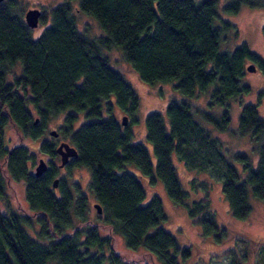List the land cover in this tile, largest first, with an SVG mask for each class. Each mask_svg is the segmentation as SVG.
Instances as JSON below:
<instances>
[{
    "label": "trees",
    "instance_id": "1",
    "mask_svg": "<svg viewBox=\"0 0 264 264\" xmlns=\"http://www.w3.org/2000/svg\"><path fill=\"white\" fill-rule=\"evenodd\" d=\"M76 1L77 9L93 17L104 35L90 39L80 30ZM219 2L65 0L42 13L41 19L50 15L51 23L37 38L16 0L0 3V264H148L151 257L153 264H199L203 248L194 241L181 244L163 226L167 215L162 198L153 194L144 203L149 181L156 177L174 203L186 205L205 241L214 245L230 238L250 241L245 233L219 222L208 198L188 201L173 162L175 155L188 168L221 177L231 212L239 219L252 212L249 186L264 201V116L258 105L245 103L233 128L229 109L232 99L250 91L241 80L247 61L264 62L246 43L222 48L239 36V26L220 17ZM244 5L264 9V0H229L223 9L237 14ZM112 48L123 52L145 82L176 80L184 96L172 99L164 112L147 114L155 162L145 144L132 142L133 131L113 113L117 103L135 121L140 98L105 53ZM16 64L21 73L9 81ZM209 89L208 104L222 106L221 115L196 101ZM62 111L69 112L59 132L78 151L67 167L90 169L91 190L103 210L97 212V220L88 215L86 194L75 196L65 180L59 193L53 188L56 163L37 176L33 168L37 151L23 143L7 144L6 128L13 122L25 137L41 140V151L56 157L52 141L40 137L47 122ZM78 112L87 121L74 129ZM194 112L214 125L216 134L249 136L257 164L246 153L226 150L220 134L204 126ZM10 180L25 185L36 215L10 208ZM116 234L123 235L128 251L118 250ZM260 246L259 261H264V241Z\"/></svg>",
    "mask_w": 264,
    "mask_h": 264
},
{
    "label": "rangeland",
    "instance_id": "2",
    "mask_svg": "<svg viewBox=\"0 0 264 264\" xmlns=\"http://www.w3.org/2000/svg\"><path fill=\"white\" fill-rule=\"evenodd\" d=\"M18 2V10L23 15L30 8H39L42 13L50 12V10L65 0H16ZM199 1V0H198ZM218 12L220 17L225 20H231L239 26V36L231 39L227 44H222V48L234 49L237 46L246 43L248 47L254 51L264 62V9L258 7H250L244 5L241 11L237 14H228L224 11L223 6L229 0H219ZM78 2H74V12L77 16V23L82 32L90 39L97 38L104 35L98 22L90 15L81 12L77 7ZM51 23L50 15L46 20L40 19L37 27L32 28V35L34 38L40 36L44 28ZM217 24L220 21L217 20ZM105 53L110 57L112 65L117 68L123 75L126 81L132 85L138 93L140 101L139 107L135 114V121L133 116L129 113L127 128L133 131L132 142H141L145 144L150 152L152 160L155 162V152L152 142L147 137L146 117L150 111L159 110L165 111L166 105L172 99H183L184 96L176 87V80L172 82H158L151 84L145 82L140 75L134 70L131 63L125 59L123 52L118 48L105 50ZM251 63L247 61L246 65ZM256 63V70L249 71L246 66V73L241 77L243 83L250 86V91L245 93L241 98L232 99L230 101L229 109L231 113V126L236 128L239 123V115L241 113L242 105L245 103H254L258 105V110L261 116H264V65L259 62ZM21 73L20 64L10 71L8 80L11 81L14 75ZM210 90L201 94L196 101L203 106L204 109L214 112L216 115H221L224 111L222 106H209ZM69 111H62L53 116L46 126L44 136L51 137L50 130L63 132V126L66 125V117ZM113 113L119 122L122 121L123 115L127 114L119 107L117 103L114 104ZM195 113V112H194ZM78 120L73 124V128L77 129L81 123L87 121L83 112H78ZM104 115H107V109L104 108ZM196 118L213 133L218 131L214 125L204 121L199 114L195 113ZM46 133V134H45ZM216 134V133H214ZM220 134V135H218ZM223 142L224 148L232 152H243L250 156V158L257 164L259 159L258 153L254 149V144L249 136H232L229 133H218ZM62 138V137H61ZM6 140L9 146H14L18 143H29L31 147L36 148L39 145V140H30L25 137L21 130L10 122L6 128ZM64 140V139H63ZM70 143L69 140H65ZM9 142V143H8ZM47 159V158H45ZM173 162L177 170L178 176L184 189L188 191V201L208 198L212 207L215 209L218 220L222 225L232 227L234 232L238 231L245 233L248 241L235 240L230 238L224 244H211L201 238L196 228V224L192 221L188 214L186 205L174 203L167 194L165 185L161 179L155 178L154 182H150L147 187V196L144 203L148 201L153 194L159 195L163 200L164 210L167 215V220L164 221L163 226L172 232L180 241L181 244L186 245L189 241H194L201 246L202 251L199 256V264H264V261H259L263 250L260 243L264 241V201L253 193V189L249 186V201L252 206V212L247 219H239L233 215L229 207V203L223 193L222 178L211 173L210 171H202L188 168L187 165L179 160L175 155ZM38 164V163H37ZM241 168V164L238 163ZM132 167L136 168L135 165ZM35 168V167H34ZM60 173V172H58ZM63 173L69 174V180L73 181L75 187L79 186L74 195L84 193L89 200V216L93 220H97V209L94 206L97 203L93 191L91 190V171L88 167L73 166L67 167L61 171L60 177ZM76 183V184H75ZM205 183V184H203ZM8 187V195L11 199L9 203L10 208L18 212H23L29 215H36L30 208L26 196L25 185L20 181L10 180ZM81 195V194H80ZM7 211V210H6ZM76 222H79L78 219ZM39 227V225H36ZM101 234H106L105 228L101 229ZM32 232V231H31ZM33 233V232H32ZM34 234V233H33ZM115 244L119 251H128L125 239L122 234L115 235ZM251 242V243H250ZM257 242V243H254ZM252 245H256L253 249ZM262 260V259H261ZM148 264H153L155 260L153 257L149 258ZM156 264V263H155Z\"/></svg>",
    "mask_w": 264,
    "mask_h": 264
},
{
    "label": "water",
    "instance_id": "3",
    "mask_svg": "<svg viewBox=\"0 0 264 264\" xmlns=\"http://www.w3.org/2000/svg\"><path fill=\"white\" fill-rule=\"evenodd\" d=\"M5 0H0V3ZM42 11L39 8H30L25 12L24 19L26 23L29 25L31 28H35L39 25L40 19H41ZM247 69L249 71H255L256 70V64L255 63H249L247 65ZM36 123L38 122V118H36ZM129 121V115L125 114L122 117L121 123L123 125H127ZM51 134H58L56 130H51ZM57 153L61 155V162H60V167L65 166L71 157H75L78 155L77 148L72 145L71 143L67 141H62L59 143V145L56 148ZM48 168V164L46 159H40L38 164L36 165L34 169V173L37 176H40L43 174ZM58 183V179L54 180V186H56ZM94 206L97 209V212L100 214L102 213V205L100 203H95Z\"/></svg>",
    "mask_w": 264,
    "mask_h": 264
},
{
    "label": "flooded vegetation",
    "instance_id": "4",
    "mask_svg": "<svg viewBox=\"0 0 264 264\" xmlns=\"http://www.w3.org/2000/svg\"><path fill=\"white\" fill-rule=\"evenodd\" d=\"M51 131V130H50ZM50 131H49V134L50 135H52L51 137H46V135L44 136V134L40 137V138H42V140L43 139H46V140H48V141H52V143L55 145V147L57 148V146L59 145V143L60 142H62V141H65L66 139H64V137L61 135V133L60 132H58L57 131V133L58 134H51L50 133ZM45 132H46V130H45ZM46 134V133H45ZM62 137V138H61ZM30 140H34V139H32V138H29ZM64 139V140H63ZM36 140V139H35ZM37 140H39V142L41 143V140L40 139H37ZM23 143V142H22ZM23 144H25V143H23ZM72 144V143H71ZM25 146H28L31 150H36L37 152H36V154H37V159H36V162L38 163L39 162V160L40 159H45V158H47L46 159V161H47V164H48V168H47V170L49 171L51 168H52V162H54V163H56V165L57 166H59V168H58V171L57 172H60L61 173V171H63V170H65L66 168H67V165L68 164H70V162H71V160H72V157L69 159V162L65 165V166H63V167H60V162H61V155L59 154V153H57V156L56 157H51V155L50 154H48L47 152H43V151H41L40 149H39V147H40V145H38L36 148H33V147H31V145L29 144V143H26L25 144ZM9 147V146H8ZM56 148H55V150H56ZM37 163H35V165H34V167H36V165H37ZM33 167V168H34ZM35 169V168H34ZM60 173H57V175L55 176V178H54V180L55 179H58V183H57V185L56 186H54V180H53V188L59 193V191H60V185H61V183H62V181H64L65 180V187L66 188H68L72 193L74 192H77L78 191V187L79 186H77V187H75V185H74V183H73V181H70L68 178H69V174H66V173H63L62 175V177H60ZM76 184V183H75ZM23 185V184H22ZM9 186H11L10 184H8L7 185V187H9ZM24 186V185H23Z\"/></svg>",
    "mask_w": 264,
    "mask_h": 264
}]
</instances>
